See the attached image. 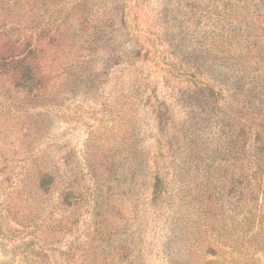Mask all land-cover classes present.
Returning <instances> with one entry per match:
<instances>
[{
	"label": "rangeland",
	"instance_id": "obj_1",
	"mask_svg": "<svg viewBox=\"0 0 264 264\" xmlns=\"http://www.w3.org/2000/svg\"><path fill=\"white\" fill-rule=\"evenodd\" d=\"M254 72L264 0H0V264H264Z\"/></svg>",
	"mask_w": 264,
	"mask_h": 264
},
{
	"label": "trees",
	"instance_id": "obj_2",
	"mask_svg": "<svg viewBox=\"0 0 264 264\" xmlns=\"http://www.w3.org/2000/svg\"><path fill=\"white\" fill-rule=\"evenodd\" d=\"M251 83H253V87L250 89L252 99L256 96L260 97V101L264 104V75L260 72H254ZM210 97L212 98L213 96Z\"/></svg>",
	"mask_w": 264,
	"mask_h": 264
}]
</instances>
